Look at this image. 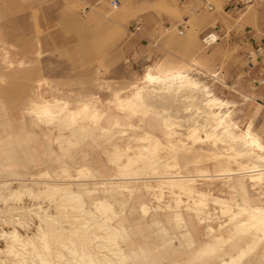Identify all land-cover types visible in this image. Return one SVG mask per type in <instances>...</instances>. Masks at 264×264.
<instances>
[{
    "label": "rangeland",
    "instance_id": "rangeland-1",
    "mask_svg": "<svg viewBox=\"0 0 264 264\" xmlns=\"http://www.w3.org/2000/svg\"><path fill=\"white\" fill-rule=\"evenodd\" d=\"M239 9L247 31H264L254 22L259 10L264 16V0L240 4ZM208 12L206 6L190 10L188 0H0V185L5 183L4 193L20 185L30 188L20 200L0 198V211L23 207L18 214L28 226L19 231L32 235L39 221L47 224L40 206L47 210L53 218L45 225L49 247L33 237L34 247L50 264H264L262 232L233 227L229 217L235 209L222 212L214 203L234 202L229 201L230 180H240L247 190L237 195L238 202L249 196L252 204L264 203V183L251 186V180H264V167L247 168L253 160L236 141L206 138L201 130L199 142L186 136L203 122L200 94L163 111L172 124L170 139L182 133L184 147L166 145L162 119L155 117L149 128L150 112L143 115L140 105L130 110L119 102L144 85L148 69L187 70L216 97L230 102L237 131L250 124L264 144V95L258 93L264 87L258 84L264 49L255 43L245 46L231 28H204ZM137 20L140 25H134ZM210 33L215 41H204ZM52 102L70 112L88 110L55 117L46 112L45 103ZM37 104L45 113L33 110ZM93 110L98 113L91 118ZM115 119L120 124L114 125ZM143 127L161 140L145 166L137 149ZM217 131L223 134L220 127ZM126 144L135 146L125 153ZM128 155L135 158L130 167L122 165ZM185 159H194L182 167L183 175L193 178L184 185L193 194L184 187L173 193L166 177ZM158 161L168 166H158ZM200 191L210 193L214 202H195L192 197H202ZM100 199L104 207L98 206ZM2 212L0 249L6 244ZM210 233L223 237L205 244ZM58 235L61 241L55 239ZM17 248V255L0 252V264H39L31 246Z\"/></svg>",
    "mask_w": 264,
    "mask_h": 264
},
{
    "label": "bare ground",
    "instance_id": "bare-ground-1",
    "mask_svg": "<svg viewBox=\"0 0 264 264\" xmlns=\"http://www.w3.org/2000/svg\"><path fill=\"white\" fill-rule=\"evenodd\" d=\"M186 16V15H185ZM207 42H213L215 41L216 37L214 36V34H208L205 38ZM190 72V71H189ZM189 72L187 70H172V71H166L163 73H159L153 69H148L144 75H143V80H144V85L141 88H138L135 92H133V95L130 96L129 98L127 97L125 100H120V104L122 105V108H128L130 110H136L135 107L137 106H141L140 109L143 112V115L147 114L148 112H150L152 115H150L149 120L146 122L145 126L152 128L153 127V119L155 117H159V119H162V128L164 129L165 133V139H166V145H173V146H180V147H184V140L183 137L184 135L182 133H178V138H174L173 140L170 139V134L169 131L172 124L169 122L170 118H169V114L167 115L168 112H170L169 110L171 109L172 104H174L175 102H179V101H183L184 99H187L189 97H192L197 94H200V96L202 97V101H204V105L202 112H203V122L198 126V127H193L190 129V131L187 133L186 136H191L190 138H192L193 142H199L201 141V136H199V131L201 130L204 134L206 138H210L213 137L215 138V140H220V141H224V142H230L234 145L233 142H237V144L241 145L243 147V149H241L243 152L246 151L248 154L247 156H249V158L251 160H253L252 164L250 167V169H254V168H260V167H264V154L261 153V151H264V144H262V142L260 141V138L258 137V135L256 133H254L251 129V125L249 124L247 126V128L245 130H240L237 131L236 128L237 123L233 120L232 115H231V110L229 109L230 106V102L227 100H222L219 99L218 97H216L209 89L208 86L202 84L197 78L193 77L192 75L189 74ZM207 82V81H206ZM68 98V97H67ZM195 98V97H194ZM193 99V98H192ZM191 99V100H192ZM198 99V98H196ZM80 101V100H79ZM128 101V102H127ZM124 102V103H122ZM197 102V101H196ZM198 103V102H197ZM195 104V102H194ZM200 104V103H199ZM86 105V104H85ZM88 105V104H87ZM192 105V104H191ZM196 105V104H195ZM201 105V104H200ZM45 106H47V111L49 112V114H52V116L58 117L61 114L64 113H70L71 116H75V114H79L81 113V111H86L88 110L87 108H80L79 110H76L75 112L72 111L70 112V110H64V109H58L59 106L56 103H45ZM79 106V105H78ZM84 106V105H83ZM81 106V107H83ZM175 106V105H174ZM177 106V105H176ZM199 106V105H198ZM233 106V105H232ZM121 107V106H120ZM174 108V107H172ZM195 109V108H194ZM197 109V108H196ZM198 109H200L198 107ZM33 110L35 111H44L45 110L41 109V105L37 104ZM74 110V109H73ZM163 111H167V113H163ZM173 110H171L172 112ZM234 111V110H233ZM236 111V110H235ZM199 112V111H198ZM96 113H98L96 110H93L90 114L91 118L94 117L93 115H95ZM130 113V112H129ZM176 113V112H174ZM127 114V113H126ZM45 115V114H44ZM129 115V114H128ZM201 115V113H200ZM199 115V116H200ZM38 116V115H37ZM164 116V117H163ZM167 116V117H166ZM174 116V115H173ZM198 116V115H197ZM196 116V118H198ZM71 117V118H72ZM176 118H178L177 116H175ZM201 117V116H200ZM174 118V117H173ZM195 118V117H194ZM195 118V119H196ZM235 115H234V119H235ZM186 119V118H185ZM190 119V118H189ZM193 119V118H192ZM47 120V119H46ZM187 120V119H186ZM178 121V119H177ZM189 121V120H187ZM186 121V122H187ZM195 121V120H194ZM50 122V121H49ZM175 121H172V123ZM193 122V121H192ZM199 122V121H198ZM47 123V122H46ZM120 124L118 119H115L113 124ZM189 123V122H188ZM155 124V122H154ZM147 127H143V133L140 134L139 139L140 142L137 144V149L141 155V159L144 161L143 165L145 166L146 163H149V160L151 159V156L149 157V152L152 153V155L155 153H153L154 151H156L158 144L157 143H161V140H159L156 135L151 132L149 128ZM221 128L222 130V135L220 136V132L218 133L217 128ZM77 128V127H76ZM139 128V127H138ZM154 129V128H153ZM239 129V128H238ZM174 131V130H173ZM217 131V132H216ZM77 132V131H76ZM80 137V136H79ZM188 138V137H187ZM218 138V139H217ZM78 139V138H77ZM84 139V138H83ZM164 139V140H165ZM81 140V139H80ZM219 143V142H218ZM221 143V142H220ZM189 144V143H188ZM231 144V145H232ZM230 145V146H231ZM135 146V145H134ZM134 146H131L130 144H126L123 146V152H125L126 150H130L131 148H133ZM203 146V145H202ZM118 147V146H117ZM229 147V146H228ZM112 148V147H111ZM122 148V147H121ZM178 148V147H177ZM227 148V147H226ZM233 148V147H232ZM109 150V149H108ZM111 150V149H110ZM188 150V149H187ZM234 152H236V154L238 155L240 153V150H237L234 148ZM228 151V150H227ZM126 153V152H125ZM233 153V152H232ZM135 155V154H134ZM236 156V155H234ZM230 159L231 156L229 155ZM139 158V161H140ZM233 158V157H232ZM113 159V158H112ZM120 160V159H119ZM118 160V161H119ZM137 161V160H136ZM141 161V162H143ZM151 161V160H150ZM230 161V160H229ZM236 161V160H235ZM135 162V158L131 157V155L127 156L125 161L122 163V165L125 166H129L131 164H133ZM155 162V160H154ZM194 162V159H192V161H190L189 159H185L184 160V165H181L179 163H177L179 165V167L177 168V170L174 173H171L172 175L169 177H166V180H170L167 181L170 184V189H172L173 193H175L174 188L177 189L178 193H180L181 191H183L182 187H184V185L188 184V181L193 180V178H190L191 176H189V174L187 175H183V171H182V167L186 166L187 164ZM112 163V162H111ZM159 163L158 166H165L164 168H166L168 165L166 162H157ZM166 163V165H165ZM150 164V163H149ZM238 164V163H237ZM124 166V167H125ZM143 166V167H144ZM217 166H222L221 164H218ZM130 167V166H129ZM128 167V168H129ZM174 167V166H172ZM83 168H86L85 166H83ZM244 167H241L239 169H242ZM246 168V167H245ZM126 169V168H125ZM123 169V170H125ZM157 169V168H156ZM77 170V169H76ZM88 170V169H86ZM85 170V171H86ZM141 170V168H140ZM81 171V170H80ZM126 171V170H125ZM132 171V170H131ZM137 171H139L137 169ZM220 171V170H219ZM78 172V171H77ZM127 172V171H126ZM163 172V171H162ZM201 172H204L203 170ZM230 172V171H229ZM46 174L48 173L47 171L45 172ZM76 173V172H75ZM124 173V172H123ZM157 173V172H156ZM161 173V172H160ZM168 173V172H166ZM165 173V174H166ZM45 174V175H46ZM74 174V173H72ZM80 174V173H79ZM90 175H86V176H91L92 173H89ZM130 174V173H129ZM132 174H134L132 172ZM139 174V173H138ZM163 174V173H161ZM254 174V173H253ZM257 174V173H255ZM71 175V174H70ZM78 175V174H77ZM85 175V174H83ZM94 175V174H93ZM92 175V176H93ZM120 175V174H119ZM128 175V174H127ZM170 175V172H169ZM262 174H259L258 177H253V179H258ZM49 175H46V177ZM86 176H84V179L86 178ZM135 176V175H134ZM150 176V175H149ZM168 176V175H167ZM219 176V175H218ZM36 177V176H35ZM50 177V176H49ZM69 177V176H68ZM127 177V176H126ZM161 177V176H160ZM165 177V176H164ZM193 177V176H192ZM39 178V177H38ZM81 178V177H79ZM90 178V177H89ZM82 179V178H81ZM80 179V180H81ZM87 179V178H86ZM30 180V179H29ZM83 180V179H82ZM87 181V180H86ZM228 182V181H227ZM252 184L251 186L254 187L255 185H259L261 183H264V180H251ZM76 183V182H75ZM5 184V183H3ZM0 185V198H5V200H7L8 198H16L17 200L24 196V194L26 192H28V190L30 189H26L28 187H24V185H20V187L18 186L17 189H9L4 190V186ZM80 185V184H79ZM83 185V184H82ZM86 185V184H85ZM162 185V184H161ZM225 185V184H223ZM246 185V184H245ZM70 186V185H69ZM78 186V185H77ZM10 187V186H9ZM7 187V188H9ZM5 188V189H7ZM54 188V187H53ZM66 188V185H65ZM186 187H184L185 189ZM188 188V187H187ZM228 190H229V195H230V200L232 202V200L234 202H232L231 204H228L226 202H224V200L222 201H215L212 199L214 197H210V193L207 192H202V197H197L194 198V196L192 197L195 202H197L198 204H203L205 201H209L212 200V202H214L216 205H218L220 211L225 212V210H229L230 208H234L235 210L232 211L231 216L229 217V222L231 223V225L236 228H241V229H250V228H254V230H256V232L259 230L262 232V236H264V203H255L252 204L250 202H252V198H250L249 196H242L243 200L245 202L240 203L237 200V195L239 193H243V192H247L246 188L244 187V185L241 184L240 180H230V184L228 182ZM55 190V189H54ZM58 190V189H57ZM65 190V189H64ZM82 190V189H81ZM56 191V190H55ZM67 191V189H66ZM70 191V190H69ZM83 191V190H82ZM190 188L189 189H185V192H187V194H193L190 193ZM195 191V189H194ZM197 191V190H196ZM47 192V191H46ZM52 192V191H51ZM72 192V191H71ZM93 192V191H92ZM29 193V192H28ZM27 193V194H28ZM31 193V191H30ZM33 193V192H32ZM31 193V194H32ZM7 194V195H6ZM30 194V195H31ZM34 194V193H33ZM66 194V193H65ZM69 193H67L68 195ZM155 194V193H154ZM177 194V193H176ZM200 195V193H198ZM197 194V195H198ZM207 194V195H206ZM79 195V194H78ZM81 197V196H79ZM210 197V198H209ZM70 198L74 199H78V196L75 195L74 193H70ZM225 198V197H224ZM223 198V199H224ZM74 199V200H76ZM82 200V199H79ZM228 200V199H225ZM4 201V199H3ZM77 204H80L78 206L82 207L81 203L78 200ZM103 199L99 200L98 206H102L103 205ZM96 203V202H95ZM111 203V202H110ZM112 204V203H111ZM40 206V205H39ZM64 206V205H63ZM97 206V205H96ZM99 206V207H100ZM28 207V206H27ZM76 207V206H75ZM112 207V206H111ZM158 207V206H156ZM6 208H9L6 207ZM35 208V207H34ZM37 208V207H36ZM143 208V207H142ZM153 208V207H152ZM14 209V208H13ZM12 209V210H13ZM23 209V207H22ZM22 209H14L13 211L9 212V211H3L4 213V218L1 220L2 223V231H1V236L4 237V239L6 240V244L5 247L0 249V252H4L5 254H20L19 249L17 247H20L21 250H23L24 248L27 249L28 246H31L33 248V252L35 253L36 257L40 259L39 264H50L48 258L43 256V254H41V252L37 251L38 249L35 246V241H34V237L37 238L39 240V242H43L42 245L44 244L45 248L48 246L49 247V241H48V237H49V229L47 228L48 226H50L49 222H51L53 220L52 217H50L49 213L47 212L46 209H44L42 206H40V209L42 210V212H44L43 216L46 217V221L47 224H49L47 226V224L43 221H39L38 225H36V230L35 232H32V235H30L29 233L22 234L19 231V228H24L26 226H28V223L24 220V218L20 217V215L18 213H24V210ZM26 209V208H25ZM33 209V208H32ZM101 209V208H100ZM6 210V209H5ZM8 210V209H7ZM30 210V209H29ZM36 210V209H35ZM0 211V212H2ZM28 211V210H27ZM39 211V210H38ZM108 211V210H107ZM144 211V210H143ZM2 212V213H3ZM35 212V211H34ZM88 212V210L86 211ZM176 212V211H175ZM227 212V211H226ZM144 213V212H143ZM179 213V211H178ZM14 214L16 215V217L13 216L14 219H12L11 215ZM26 216H28V213L25 214ZM31 215V214H29ZM145 215V214H144ZM208 215V214H207ZM3 217V215H1ZM22 216V215H21ZM25 216V217H26ZM210 216V215H209ZM1 217V218H2ZM19 217V218H18ZM24 217V216H23ZM40 217V216H39ZM178 217V216H177ZM27 218V217H26ZM52 218V219H51ZM203 218V217H202ZM206 218V217H205ZM16 219V220H15ZM31 219V216L30 218ZM7 220H9L10 226L8 225L7 227L9 228L8 230L5 229V225L8 224ZM32 220V219H31ZM98 220V219H97ZM157 221V220H156ZM177 221V220H175ZM6 222V223H5ZM153 223V222H152ZM12 224V225H11ZM32 224V223H31ZM53 224V223H52ZM85 224V223H84ZM47 227H46V226ZM55 225V224H54ZM158 225V224H157ZM182 225L186 226L185 224L182 223ZM6 227V228H7ZM30 227V226H29ZM163 227V226H162ZM180 227V225H179ZM185 229L187 227H184ZM235 228V229H236ZM119 230V229H118ZM121 230V229H120ZM179 231V230H178ZM37 232V233H36ZM121 232V231H120ZM123 232H125L123 230ZM26 233V232H25ZM109 233V232H108ZM118 233V232H117ZM181 233V232H180ZM185 233V232H184ZM189 233V231H188ZM232 233V232H231ZM235 233V232H234ZM110 234V233H109ZM108 234V235H109ZM183 234V233H182ZM105 235V234H104ZM169 235V234H168ZM259 235V234H258ZM111 236V235H109ZM190 236V234L188 235ZM219 236V239L217 240L218 242L221 241V237H223L222 234H218V233H210V240L206 241L205 244H209L211 242L216 241V237ZM118 237V236H117ZM168 237V236H167ZM207 237V236H206ZM176 238V237H175ZM215 238V239H214ZM56 240H60L62 239V235H58L55 237ZM111 239V238H110ZM227 239V238H226ZM36 240V239H35ZM71 240V239H70ZM112 240V239H111ZM178 240V239H177ZM191 240V239H190ZM193 240V239H192ZM72 241V240H71ZM174 241V240H173ZM180 241V240H179ZM178 241V242H179ZM252 241V240H251ZM261 241V239H260ZM193 242V241H192ZM191 242V243H192ZM74 243V242H73ZM203 243V241H202ZM256 245V244H255ZM43 246V248H44ZM249 246V245H248ZM42 247V246H41ZM36 248V249H34ZM42 248V249H43ZM32 250V249H31ZM74 250V249H73ZM78 252V251H77ZM2 253V254H4ZM33 253V254H34ZM81 253V252H78ZM237 253V252H236ZM246 253V252H245ZM30 254V253H28ZM51 254V253H50ZM83 254L86 256L87 254H90L89 252H87V254H85L83 252ZM7 255V254H6ZM31 255V254H30ZM79 255V254H78ZM235 255V254H234ZM234 255H233V259H234ZM247 255V254H246ZM33 256V255H32ZM84 257L82 254H80V258ZM88 256V255H87ZM34 257V256H33ZM14 258V257H13ZM86 258V257H85ZM76 260V259H75ZM52 264V263H51Z\"/></svg>",
    "mask_w": 264,
    "mask_h": 264
},
{
    "label": "crops",
    "instance_id": "crops-1",
    "mask_svg": "<svg viewBox=\"0 0 264 264\" xmlns=\"http://www.w3.org/2000/svg\"><path fill=\"white\" fill-rule=\"evenodd\" d=\"M181 1V0H179ZM244 0H188V5L190 6V10H198L202 7H207L209 12L206 14V22H204V28L211 26L212 24L221 28V30H225L226 28H231L235 32H238V36L242 39L245 46H249L251 43H255L257 45H262V49H264V42H262V36H264V31L259 29L249 30L245 29L247 24H242L240 22V17H238L239 13V5L243 4ZM262 10L258 11V15L255 16L254 22L258 28L264 27V16L261 14ZM154 16V15H151ZM248 18H245L247 21ZM140 25V21L137 20L134 22V25ZM214 34V33H211ZM216 37V35L214 34ZM261 48L256 49V52ZM264 61V60H262ZM252 65V64H251ZM259 76L262 79H259L258 84H264V63L259 65ZM258 93L264 95V87H260L258 89Z\"/></svg>",
    "mask_w": 264,
    "mask_h": 264
},
{
    "label": "built area",
    "instance_id": "built-area-1",
    "mask_svg": "<svg viewBox=\"0 0 264 264\" xmlns=\"http://www.w3.org/2000/svg\"><path fill=\"white\" fill-rule=\"evenodd\" d=\"M251 2H252V0H244V3H245V4H248V3H251ZM139 28H140V27L136 26L134 29L137 31ZM205 38H206V37H205ZM205 38H204V41L206 40ZM206 42H207V41H206ZM262 82H264V81H262Z\"/></svg>",
    "mask_w": 264,
    "mask_h": 264
}]
</instances>
